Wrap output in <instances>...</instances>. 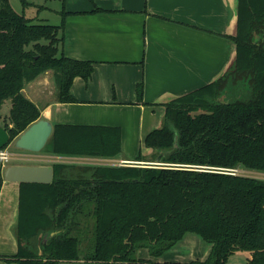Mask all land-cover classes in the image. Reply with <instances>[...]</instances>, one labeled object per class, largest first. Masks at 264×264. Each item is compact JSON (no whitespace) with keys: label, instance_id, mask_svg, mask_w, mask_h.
<instances>
[{"label":"trees","instance_id":"obj_1","mask_svg":"<svg viewBox=\"0 0 264 264\" xmlns=\"http://www.w3.org/2000/svg\"><path fill=\"white\" fill-rule=\"evenodd\" d=\"M68 12L61 10L60 24L34 22L0 0V112L10 100L3 123L9 143L41 117L23 92L27 82L52 69L57 99L69 102L74 78L93 72L92 61L62 51ZM230 36L236 51L228 68L165 102L162 124L144 139L159 161L192 166L54 163L53 181L19 183L18 251L5 256L10 264H264V178L197 167L264 170V0H238ZM138 96L143 101L142 82ZM46 147L113 157L121 152V128L55 123ZM3 181L0 168V190ZM187 232L211 244L207 258L154 259ZM141 248L148 258L138 256ZM240 251L244 262H231Z\"/></svg>","mask_w":264,"mask_h":264},{"label":"crops","instance_id":"obj_2","mask_svg":"<svg viewBox=\"0 0 264 264\" xmlns=\"http://www.w3.org/2000/svg\"><path fill=\"white\" fill-rule=\"evenodd\" d=\"M64 4L69 12L64 18L62 51L72 59L92 61L93 72L88 79L74 78L71 85L74 101L57 99L54 72L50 70L27 82L23 92L39 106L41 117L53 125L119 126L121 152L113 157L53 152H34L28 156L12 152L14 158L50 164L123 165L121 161L127 160L144 166L143 161L156 162L159 160L156 151L145 147L144 139L162 124L164 103L210 83L230 65L236 51L230 35L237 30L238 0H65ZM96 6L101 9L94 10ZM141 82L143 101L138 96ZM9 182L4 179L0 198L3 192L12 189L10 197L15 196L16 218L10 228L16 250L4 257L18 251L14 228L19 214L20 182L12 181L16 183L8 187ZM185 238L195 242L198 256L184 246ZM203 241L199 234L187 232L174 245L179 246L181 254L170 253L173 246L154 259L190 261L194 255L198 257L195 259H205L211 244ZM237 254L243 260L247 258V252ZM138 256L148 258L149 252L146 256L138 251ZM62 263L105 264L84 259Z\"/></svg>","mask_w":264,"mask_h":264},{"label":"rangeland","instance_id":"obj_3","mask_svg":"<svg viewBox=\"0 0 264 264\" xmlns=\"http://www.w3.org/2000/svg\"><path fill=\"white\" fill-rule=\"evenodd\" d=\"M13 7L19 11L24 12L27 16L34 18V22H43V23H50V24H60L61 22V13L60 10L64 8L65 0H10ZM51 72L52 69H49ZM47 71V70H46ZM45 72V71H44ZM42 72V73H44ZM41 73V74H42ZM40 74V75H41ZM51 88L52 85L50 86ZM53 95V94H52ZM10 100H7L2 109L0 114V122L1 124L7 121V116L10 108ZM17 137V136H16ZM8 149L11 152H19L20 155H28L33 156L34 152L30 150L21 149L15 146L14 140H12L8 145ZM49 152L48 148L46 147L44 150L39 151V153ZM14 156V155H13ZM154 161V160H152ZM11 163H25V164H45L44 161H32L26 158H12L10 159L6 165ZM50 164V163H49ZM240 174L256 176L260 178H264V170L258 169H251V168H244L239 166ZM16 182H9L8 187H11ZM1 191V190H0ZM12 189L10 188L7 192H3L0 198V264H8V261L4 257V254L13 252L16 250V241L12 235V231L10 228L11 221L16 218V206L14 203V197H10ZM202 239V238H201ZM186 241V242H185ZM189 239H184V246L188 247V250L191 249L193 252L195 251V242H189ZM206 241V240H205ZM203 241L204 243H207ZM197 244V243H196ZM179 245V244H178ZM92 247V246H91ZM185 248V247H183ZM176 252V254H181L182 251L179 246H174L170 253ZM200 252H202L200 250ZM199 251L197 252V256L199 255ZM139 255H146L148 256V250L145 248H141L139 250ZM196 255L195 257H191L192 259L198 258ZM203 256V255H200ZM174 258V257H173ZM231 262H244L241 256H238L237 253L231 256ZM67 264V263H62ZM131 264V263H126Z\"/></svg>","mask_w":264,"mask_h":264},{"label":"water","instance_id":"obj_4","mask_svg":"<svg viewBox=\"0 0 264 264\" xmlns=\"http://www.w3.org/2000/svg\"><path fill=\"white\" fill-rule=\"evenodd\" d=\"M220 101H224L222 97ZM52 132L53 123L49 119L40 117L13 139L14 144L21 149L39 152L46 148ZM10 138L8 129L0 123V148L9 143ZM3 176L5 180L16 182H51L54 179V165L11 163L4 167ZM51 234H55V231ZM46 238L47 234L44 235L43 241H46Z\"/></svg>","mask_w":264,"mask_h":264},{"label":"built area","instance_id":"obj_5","mask_svg":"<svg viewBox=\"0 0 264 264\" xmlns=\"http://www.w3.org/2000/svg\"><path fill=\"white\" fill-rule=\"evenodd\" d=\"M13 153L8 149V147H2L0 148V168H1V172L3 174V170L4 167L6 166V163L12 159ZM145 165H152V166H192V165H188V164H176V163H165V162H161V161H156V162H142ZM121 164L123 165H140L138 164V162H130L127 160H122ZM144 165V166H145ZM201 169H214V170H218V171H225V172H229V173H233L236 174L239 172V168H220V167H210V166H197Z\"/></svg>","mask_w":264,"mask_h":264}]
</instances>
